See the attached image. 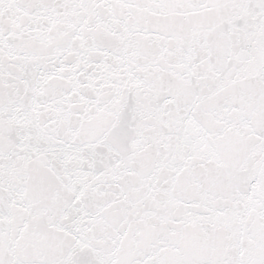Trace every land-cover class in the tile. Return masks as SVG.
I'll return each mask as SVG.
<instances>
[{
  "label": "snow or ice",
  "instance_id": "snow-or-ice-1",
  "mask_svg": "<svg viewBox=\"0 0 264 264\" xmlns=\"http://www.w3.org/2000/svg\"><path fill=\"white\" fill-rule=\"evenodd\" d=\"M0 264H264V0H0Z\"/></svg>",
  "mask_w": 264,
  "mask_h": 264
}]
</instances>
